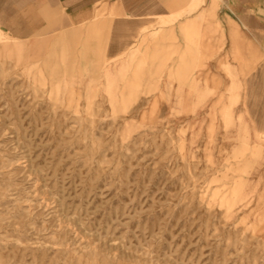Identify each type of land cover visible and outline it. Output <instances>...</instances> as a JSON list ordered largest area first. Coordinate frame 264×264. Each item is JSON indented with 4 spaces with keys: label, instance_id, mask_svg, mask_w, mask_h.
Segmentation results:
<instances>
[{
    "label": "rangeland",
    "instance_id": "1",
    "mask_svg": "<svg viewBox=\"0 0 264 264\" xmlns=\"http://www.w3.org/2000/svg\"><path fill=\"white\" fill-rule=\"evenodd\" d=\"M209 1L116 58L0 38V264H264V54L242 25L264 7L217 0L227 57L218 15L180 28Z\"/></svg>",
    "mask_w": 264,
    "mask_h": 264
},
{
    "label": "crops",
    "instance_id": "2",
    "mask_svg": "<svg viewBox=\"0 0 264 264\" xmlns=\"http://www.w3.org/2000/svg\"><path fill=\"white\" fill-rule=\"evenodd\" d=\"M259 4L264 7V0H259ZM175 5L176 0H0V29L15 40L30 43L49 37L51 41H66L68 45L82 43L83 50L89 52L98 44L102 49L101 57L116 58L157 17L170 16ZM217 8L218 1L210 0L195 19L182 22L180 28L188 32L197 21L218 15L217 23L214 27L208 25L204 34L218 33L219 38L225 40L226 56L229 57L238 46L240 24L235 19L233 6L227 4L225 15ZM242 25L254 33L256 53L260 55L262 50L264 54V22L245 17ZM242 44L248 52L249 43L244 41ZM258 73L263 82L264 65ZM262 82L250 83L252 88L249 90L263 91L260 97L264 100ZM260 106L264 114V102Z\"/></svg>",
    "mask_w": 264,
    "mask_h": 264
},
{
    "label": "bare ground",
    "instance_id": "3",
    "mask_svg": "<svg viewBox=\"0 0 264 264\" xmlns=\"http://www.w3.org/2000/svg\"><path fill=\"white\" fill-rule=\"evenodd\" d=\"M5 35H7V34H5V33L2 31V29H0V38L5 37ZM6 37H7V36H6Z\"/></svg>",
    "mask_w": 264,
    "mask_h": 264
}]
</instances>
